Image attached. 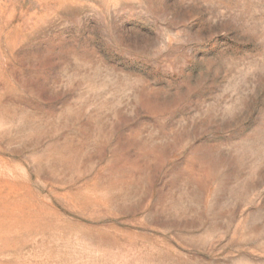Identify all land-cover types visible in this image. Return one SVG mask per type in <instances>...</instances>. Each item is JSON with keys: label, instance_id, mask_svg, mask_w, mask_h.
<instances>
[{"label": "rangeland", "instance_id": "obj_1", "mask_svg": "<svg viewBox=\"0 0 264 264\" xmlns=\"http://www.w3.org/2000/svg\"><path fill=\"white\" fill-rule=\"evenodd\" d=\"M0 264H264V0H0Z\"/></svg>", "mask_w": 264, "mask_h": 264}]
</instances>
